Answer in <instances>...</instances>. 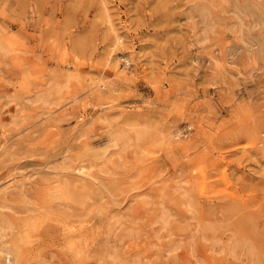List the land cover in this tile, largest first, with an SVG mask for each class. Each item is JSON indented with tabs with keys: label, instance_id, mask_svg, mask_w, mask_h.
<instances>
[{
	"label": "rangeland",
	"instance_id": "374dc122",
	"mask_svg": "<svg viewBox=\"0 0 264 264\" xmlns=\"http://www.w3.org/2000/svg\"><path fill=\"white\" fill-rule=\"evenodd\" d=\"M0 264H264V0H0Z\"/></svg>",
	"mask_w": 264,
	"mask_h": 264
},
{
	"label": "bare ground",
	"instance_id": "6f19581e",
	"mask_svg": "<svg viewBox=\"0 0 264 264\" xmlns=\"http://www.w3.org/2000/svg\"><path fill=\"white\" fill-rule=\"evenodd\" d=\"M102 4H103V3H102ZM105 8H106V7H105ZM102 10H103V9H102ZM113 46H114V45H113ZM112 48H113V47H112ZM141 129H142V128H141ZM142 134L145 135L144 132H143V133L140 132V133L136 134V136H135L136 139H137V138H140V137L143 138V136H141ZM120 135H122V134H120ZM133 135H134V134H133ZM133 135H132V136H133ZM122 138H124V137L122 136ZM132 138H134V136H133ZM124 139H125V138H124ZM126 140H128V139H126ZM126 140H125V141H126ZM135 141H136V140H135ZM126 142H127V141H126ZM128 143H129V141H128ZM87 171H88V170H87ZM88 173H89V172H88ZM187 204H188V207H189L190 203L188 202ZM191 206H192V205H191ZM162 222H163V221H162ZM165 222H166V220H165ZM2 235H3V234H2Z\"/></svg>",
	"mask_w": 264,
	"mask_h": 264
}]
</instances>
